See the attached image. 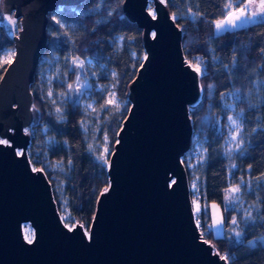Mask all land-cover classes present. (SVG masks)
Returning <instances> with one entry per match:
<instances>
[{
    "label": "water",
    "instance_id": "1",
    "mask_svg": "<svg viewBox=\"0 0 264 264\" xmlns=\"http://www.w3.org/2000/svg\"><path fill=\"white\" fill-rule=\"evenodd\" d=\"M84 1L5 0L4 15L22 25L0 22L15 50L0 80V139L10 142L0 145V264H228L195 218L182 158L194 136L189 109L204 88L165 2L124 0L125 16L142 30L145 57L88 228L63 222L47 174L33 170L31 85L47 50L49 14ZM25 223L34 229L31 243Z\"/></svg>",
    "mask_w": 264,
    "mask_h": 264
},
{
    "label": "trees",
    "instance_id": "2",
    "mask_svg": "<svg viewBox=\"0 0 264 264\" xmlns=\"http://www.w3.org/2000/svg\"><path fill=\"white\" fill-rule=\"evenodd\" d=\"M228 1L232 4L243 2L165 0L169 12L175 16L183 31L182 45L186 59L194 67L197 61L205 66L201 72L203 99L189 109L194 137L198 135L203 140L205 158L202 165L196 167L195 174L184 164L190 185L196 172L200 177L201 201L207 207L200 213L205 230L212 221L210 205L216 203L224 209L225 193L231 178L237 183L239 179L248 181L246 199L254 208L253 217L250 224L240 228L239 242L228 231L222 237H215L209 229L203 237L212 242L222 256L228 257V264H264V244L249 243L264 235V21L216 34L215 22L224 19ZM123 3L124 0H85L75 7L60 6L49 14L48 46L44 54L48 56L54 51L60 59L68 58L71 62L98 58L106 65V70L116 73L115 90L123 106L107 110L103 115L100 137L105 134L110 140L107 164L98 162L88 149L81 127L84 114L80 107L70 103L60 119L44 97L36 74L31 85L36 111V124L30 129L31 163L47 174L60 212L62 195L57 188V174L47 169L46 162L61 161L66 165L67 175L64 176L62 189L66 207L74 221L87 228L94 217L100 193L109 185L107 168L110 155L130 108L129 86L145 57L142 30L125 16ZM53 13L78 24L72 42L51 18ZM6 48H14V45L0 24V51ZM7 65L0 68V80ZM73 73L71 82L74 80ZM231 91L237 94L236 106L243 116L245 147L243 153L234 158V170H230L225 155L226 113L222 107L223 95ZM215 117H221V128L216 125ZM43 126L47 127L54 140L50 147L44 143ZM194 197L191 190L192 200ZM231 213L228 212V220H225L227 226L230 225Z\"/></svg>",
    "mask_w": 264,
    "mask_h": 264
},
{
    "label": "rangeland",
    "instance_id": "3",
    "mask_svg": "<svg viewBox=\"0 0 264 264\" xmlns=\"http://www.w3.org/2000/svg\"><path fill=\"white\" fill-rule=\"evenodd\" d=\"M228 3H231V1H228ZM258 4L259 0H254V5ZM149 9L152 14H155L152 6ZM255 10H258L255 6L249 7L247 9L248 12H252ZM54 17L55 19H53ZM51 18L55 22L56 20L61 21L59 26L62 28L63 33L66 35L69 42H72L73 36L78 30V24L65 20L57 13L51 14ZM1 20L2 16H0V22ZM258 21H264V17L256 18L251 22L241 23L238 27L228 28L227 30H234ZM215 31L216 34H220L226 30H217V28H215ZM13 51L15 52L14 48H6L0 51V68L6 64H9L3 63V60L6 53ZM13 57L10 58V62L13 60ZM81 62L83 63V67H80ZM106 68V65L102 63L98 58L89 57L84 61L76 60L74 63V61L71 62V60L68 58L67 60L66 58H64L63 60L60 59L58 54H56L54 51H51L48 56H44L41 59L36 73V79L42 87L44 97L51 103L53 112L58 118L62 119L64 117L65 109L70 103H72L73 105H78L80 107L81 111L84 114V118L81 121V127L86 137L88 149L94 156V158L98 162L103 164L108 163V157L110 153V140L108 139L107 135L104 134L100 137L102 125L104 122V112H106L107 110H117L123 106V103L119 100L115 90L114 79L116 78V73L112 70L108 71L106 70ZM72 72H74L73 82H71L70 80ZM77 76L80 77L79 82H77L76 80ZM105 80H109V82L107 83ZM78 83L79 85H82V87H80V90L77 93L76 88L78 86ZM68 85H72V88L70 89ZM49 92L52 93L51 96L48 94ZM97 92L99 93V95H96ZM236 101L237 94L234 91L227 92L222 97V107L226 113V140L224 146L225 155L229 160L230 170H234L236 167L233 162L235 156L237 154H242L245 149L243 143L240 146V149L236 150V144L231 139L234 132V127L227 119L228 116H232L234 119H238L240 121L242 128L238 139L243 140V116L241 111L236 106ZM57 108H60L62 111L58 113L56 111ZM214 120L218 128H221V117H215ZM29 132H32V130H29ZM43 133L45 135L44 143L46 147H50L53 144L54 140L48 134L46 126H43ZM195 143H197L203 149V140L198 135L195 136ZM229 149H232V151L229 152ZM204 158L205 157L202 156L198 160L197 166L196 163L194 164V166L199 167L200 165H202V163L204 162ZM46 166L48 170H51L57 174L55 175L56 179L59 182L57 188L62 195V211L60 212L61 218L69 228H73L77 223L70 215L62 193V189L64 186V176L67 175V167L61 161H47ZM33 168L36 169L34 166ZM193 172V174H195V170ZM239 180V183H237L234 179L231 178L229 187L225 193L224 209L221 205L216 203H212L210 205L212 221L206 230L202 228L200 216L196 219L197 222L199 221V224H197L202 235H206L209 229H211L215 237H222L225 235V232L228 231L231 237L236 238L233 229L235 228L236 231L240 232V228L251 223L254 208L250 203H248L246 199V193L249 191L248 181L245 179ZM200 182V177L196 172V175L193 177V180L191 182L190 188L195 194V197L193 199L194 211L198 212L196 211V207L197 205H199V212L202 213L203 211L207 210V207L201 201ZM237 185L240 186L239 193H232L228 191L230 188H234ZM213 205H216V207L213 208ZM229 211L232 212L231 218L236 217L238 227L232 225L231 220L229 223L230 225H225V220H228L227 216ZM249 212H251V218H249L248 216ZM220 219L223 220V224L221 227L217 228L214 225L215 222ZM23 233L28 241L33 239L34 229L30 223L23 224ZM251 242H254V244H264V235L259 237L258 239L251 240Z\"/></svg>",
    "mask_w": 264,
    "mask_h": 264
},
{
    "label": "snow or ice",
    "instance_id": "4",
    "mask_svg": "<svg viewBox=\"0 0 264 264\" xmlns=\"http://www.w3.org/2000/svg\"><path fill=\"white\" fill-rule=\"evenodd\" d=\"M160 2L164 3L165 0H160ZM4 5H5V0H0V16H2L3 19L7 20L8 23L13 28H15L18 23L22 25V21L18 22L12 14L4 15V13H3ZM252 6H255L258 10L248 12L247 9L249 7H252ZM225 7L228 9V11H227L224 19L221 21L215 22L217 30H227L228 28H236L241 23L251 22V21H254L256 18L264 17V0H259L258 5H254V0H243V2L239 3V4L227 3L225 5ZM153 18H155L154 13H153ZM53 19H55V17ZM173 19H175V16H173ZM56 23L60 24L61 21L56 20ZM20 30L22 31V26H21ZM152 35L154 37L156 34L152 33ZM262 51H264V50H262ZM13 56H15L14 51L6 53L5 58L3 60V63H10V58ZM74 63H75V61H74ZM80 67H83L82 62L80 64ZM194 70L197 71L198 73L202 72V69L199 67V61H197V66L194 68ZM76 80H77V82H79L80 77L77 76ZM68 87L71 89L72 85H68ZM80 87H82V85H79V83H78V86L76 88L77 93L79 92ZM48 94L50 96L52 95L51 92H49ZM56 111L59 113L62 110L60 108H57ZM227 119L231 122L232 126L234 127V132L232 134L231 139L236 144V150H239L240 146L244 143V141L242 139H238L242 125L238 119H234L232 116H228ZM230 131H231V129H230ZM0 145L10 146V142L7 139H0ZM231 151H232V149H229V152H231ZM19 154L23 155L24 153L21 152ZM69 163H71V162L69 161ZM33 170L36 171L37 169H33ZM194 187H195V185H194ZM105 191H107V189ZM228 191L232 192V193H239L240 186L237 185L234 188H230ZM212 207L215 208L216 205H213ZM196 211H198V212L200 211L199 205H197ZM248 216H249V218H251V212L248 213ZM197 223L199 224V221ZM222 224H223V220L220 219V220H217L215 222L214 226L219 228L222 226ZM231 224L238 227V222H237L236 217L231 218ZM233 231H234L235 237L237 238V241L239 242V238L241 237V232L236 231L235 228L233 229ZM29 243H31V240H29ZM249 243L254 244V242H251V241ZM221 259L228 260V257L222 256Z\"/></svg>",
    "mask_w": 264,
    "mask_h": 264
},
{
    "label": "built area",
    "instance_id": "5",
    "mask_svg": "<svg viewBox=\"0 0 264 264\" xmlns=\"http://www.w3.org/2000/svg\"><path fill=\"white\" fill-rule=\"evenodd\" d=\"M199 67L202 70H205V66H203L201 63H199ZM204 155H205V148L203 147L202 149L197 143L194 142L192 143L190 150L186 153V155L182 158V160L183 163H186L188 169L193 172L196 169L198 160ZM195 163L196 166H194ZM199 216H200V212H195V218L197 219L199 218Z\"/></svg>",
    "mask_w": 264,
    "mask_h": 264
}]
</instances>
